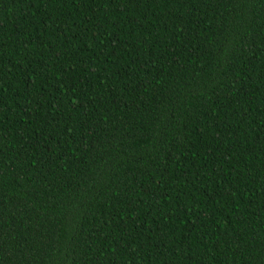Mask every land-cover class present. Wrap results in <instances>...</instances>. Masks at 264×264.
Returning <instances> with one entry per match:
<instances>
[{"label": "trees", "instance_id": "trees-1", "mask_svg": "<svg viewBox=\"0 0 264 264\" xmlns=\"http://www.w3.org/2000/svg\"><path fill=\"white\" fill-rule=\"evenodd\" d=\"M0 264H264V0H0Z\"/></svg>", "mask_w": 264, "mask_h": 264}]
</instances>
